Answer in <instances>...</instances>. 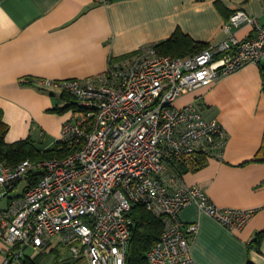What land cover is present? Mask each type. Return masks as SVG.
Returning a JSON list of instances; mask_svg holds the SVG:
<instances>
[{"label": "built area", "instance_id": "built-area-1", "mask_svg": "<svg viewBox=\"0 0 264 264\" xmlns=\"http://www.w3.org/2000/svg\"><path fill=\"white\" fill-rule=\"evenodd\" d=\"M246 25L253 33L237 37L235 31ZM222 31L223 39L191 55L163 54L153 44L110 59L97 77L37 80L75 99L57 139L67 154L16 165L0 160V201L6 202L0 207V264H24L27 248L40 253L55 238L72 261L125 264L136 204L163 225L147 264H197L191 243L199 223L184 224L178 216L188 205L232 232L250 221L257 208L218 207L203 188L187 184L176 166L195 168L199 153L220 158L227 135L215 118H205L193 104L177 108L175 100L248 63L264 62L258 17L235 9ZM30 178L33 184L12 194Z\"/></svg>", "mask_w": 264, "mask_h": 264}, {"label": "crops", "instance_id": "crops-1", "mask_svg": "<svg viewBox=\"0 0 264 264\" xmlns=\"http://www.w3.org/2000/svg\"><path fill=\"white\" fill-rule=\"evenodd\" d=\"M235 9L264 25V0H109L107 5L95 0H0L4 141L30 138L47 148L59 139L72 109L54 110L67 106L66 93L37 80L97 77L110 59H125L176 31L203 49L224 38L222 26ZM252 33L248 25L235 31L239 38ZM187 104L205 118H215L227 140L220 158L206 159L198 169L183 172L182 179L203 188L218 207L258 209L242 229L232 232L196 205L182 208L178 216L184 224L199 223L191 254L197 264H264V160L258 154L264 138V89L259 64L248 63L187 90L174 102L177 108ZM5 203L0 201V207ZM4 248L0 233V261ZM51 259L55 264L77 263L58 238L40 253L25 251V261L52 264Z\"/></svg>", "mask_w": 264, "mask_h": 264}, {"label": "trees", "instance_id": "trees-1", "mask_svg": "<svg viewBox=\"0 0 264 264\" xmlns=\"http://www.w3.org/2000/svg\"><path fill=\"white\" fill-rule=\"evenodd\" d=\"M155 47L160 53L173 56L191 55L202 49L195 41L180 31L174 32L168 39L155 44ZM259 66L264 89V62L259 63ZM63 96L68 99L69 103L65 107L54 108V110L63 111L66 108H74L75 99L67 93ZM5 130L6 126L0 120V160H5L10 165H16L25 158L32 160L61 158L67 154V148L62 145L60 140H56L53 146L47 148L38 147L30 138L6 143L4 141ZM258 154L264 160V138ZM205 161V157L199 153L195 159V168L187 169L181 163H177V172L182 176L185 171L198 169ZM34 181L35 178H30L29 183L24 188H28ZM130 215L133 221L132 233L125 264H147L146 253L157 241L162 231V220L145 210L141 204L133 206ZM261 237L262 233H258L256 240L259 241ZM24 264L36 263L24 260Z\"/></svg>", "mask_w": 264, "mask_h": 264}, {"label": "rangeland", "instance_id": "rangeland-1", "mask_svg": "<svg viewBox=\"0 0 264 264\" xmlns=\"http://www.w3.org/2000/svg\"><path fill=\"white\" fill-rule=\"evenodd\" d=\"M187 56V55H186ZM55 142V140L53 141V143ZM26 159V158H25ZM36 160V159H35ZM24 186H25V184H24V182H21V183H19V185H18V187L12 192V194H15V193H18V192H20V191H22L23 190V188H24ZM54 255H52L50 258H52ZM46 258H48V256L46 257ZM49 263H52V264H55L53 261H52V259L51 260H49ZM86 263V261L85 260H80V261H77V263L75 262V263H65V264H85Z\"/></svg>", "mask_w": 264, "mask_h": 264}]
</instances>
